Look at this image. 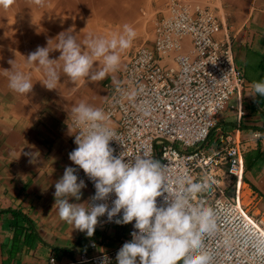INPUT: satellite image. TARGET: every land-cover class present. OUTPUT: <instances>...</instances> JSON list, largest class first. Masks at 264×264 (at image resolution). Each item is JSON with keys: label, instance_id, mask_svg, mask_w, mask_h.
<instances>
[{"label": "crops", "instance_id": "1", "mask_svg": "<svg viewBox=\"0 0 264 264\" xmlns=\"http://www.w3.org/2000/svg\"><path fill=\"white\" fill-rule=\"evenodd\" d=\"M162 1L130 0L123 9L118 6L121 19L116 21L114 13L106 16L104 10L100 15L106 17L99 15L97 21L89 24L86 11L82 13L85 20L80 21L68 13L69 8L77 7L74 0H35L34 7L22 6L11 14L4 0H0V264H48L52 255L66 263L76 260L81 253L116 254L128 241L131 223L109 225L99 218L94 235L87 237L61 221L53 207L54 182L63 175L65 166H73L68 153L76 145L73 136L67 134L66 108L84 101L104 109L117 92V84L120 86L136 49L151 46ZM210 6L222 26L216 38L228 32L233 40L235 64L243 72L251 73L245 76L249 89L243 91V115L239 118L238 112L230 109L220 113L212 132L235 133L246 146L240 197L249 212L259 217L264 215V97L253 99L249 94L251 83L264 78V0H210ZM125 23L134 28L136 37L120 54L117 71L103 81L93 83L85 79L73 84L61 73L58 89L49 90L39 82L42 72L28 65L23 56L69 28L83 42L91 36L118 33ZM58 56V51L50 53V58ZM15 57L16 68L34 83L31 94H19L8 87L3 68H10L8 61ZM67 123L71 125V120ZM257 133L262 134L261 138L254 137ZM34 151L40 153V159L31 163V156L25 153ZM86 184L80 202L92 195ZM71 202L76 201L73 198ZM91 243H95L94 248Z\"/></svg>", "mask_w": 264, "mask_h": 264}, {"label": "built area", "instance_id": "2", "mask_svg": "<svg viewBox=\"0 0 264 264\" xmlns=\"http://www.w3.org/2000/svg\"><path fill=\"white\" fill-rule=\"evenodd\" d=\"M221 27L210 0L162 1L151 46L136 49L119 86L138 94L130 100L117 90L104 107L121 143L110 145L116 155L125 151L129 157L146 153L158 159L170 191L176 190L182 172L194 178L211 176L214 182L192 200L203 198L212 205L219 201L223 207L216 232L205 239L213 264H264V215L253 216L240 197L246 146L235 133L209 140L220 113L230 109L239 118L243 115L245 78L235 64L231 36L226 32L216 38ZM77 175L93 194V183L82 169ZM157 201L160 205L163 198ZM130 228L128 240L132 224ZM104 256L115 264L114 252L81 253L66 263L52 255L48 264H100Z\"/></svg>", "mask_w": 264, "mask_h": 264}, {"label": "clouds", "instance_id": "3", "mask_svg": "<svg viewBox=\"0 0 264 264\" xmlns=\"http://www.w3.org/2000/svg\"><path fill=\"white\" fill-rule=\"evenodd\" d=\"M135 37L136 31L127 23L118 33L91 36L83 42L69 28L23 56L28 65L42 72L39 82L49 90L58 89L61 73L73 84L85 79L95 83L117 71L120 54ZM53 51L59 52L57 58H50ZM15 61L16 57L10 59L11 67L3 68L8 87L19 94H31L34 83L16 68ZM117 90L130 100L138 94L137 90H126L118 84ZM249 96L264 97V78L251 83ZM66 110L67 134L73 136L76 145L68 157L75 167L65 166L63 175L54 182L53 207L59 219L87 237L94 235L100 217L106 216L107 222L118 225L132 223L131 239L118 249L116 264H213V253L205 239L216 232L223 207L219 201L212 205L203 198L192 200L193 194L214 182L212 177L194 178L182 172L176 190L170 191L166 169L158 159L146 153L131 157L125 151L114 154L110 142H119V138L103 108L81 101ZM69 119L71 125L67 123ZM25 155L31 156V163L40 159L38 151ZM80 169L95 189L83 202L82 189L87 184L77 175ZM158 197L163 198L160 205ZM73 198L76 202H71ZM100 264L111 261L104 256Z\"/></svg>", "mask_w": 264, "mask_h": 264}, {"label": "rangeland", "instance_id": "4", "mask_svg": "<svg viewBox=\"0 0 264 264\" xmlns=\"http://www.w3.org/2000/svg\"><path fill=\"white\" fill-rule=\"evenodd\" d=\"M34 1L35 0H4L5 8H6V10H8V12L10 14L15 12V11H19V8L21 9L22 6L34 7L36 5L34 3ZM66 1H68V0H66ZM74 1L75 2L73 5H75V6L77 5V7L69 8L68 13H72L73 19L77 18L76 21L77 20L80 21V20H85L83 17V16H85V14L82 15V13L86 11V20L90 24V22L93 23V22L97 21L98 19H95V18H97V16H99L101 14L100 12L104 11V10H105L106 16L109 13H111V14L114 13L115 17H116V21L121 19V15L119 16V13H118V11H119L118 6H121V8L123 9L124 7H126V5L129 3L130 0H112V1L111 0H104V1H102V0H74ZM9 4H11V8L8 7ZM100 6H104V8H101ZM62 11L64 13H66L65 11H67V10L62 9ZM136 13L140 14L138 9H137ZM102 16L104 17L105 15L104 14L100 15L101 18H102ZM122 16H123V14H122ZM115 24H118V23L116 22ZM79 25L81 26V24H79ZM75 28H78V27L75 26ZM81 28L82 27H80V29ZM236 66H237V68L239 67L238 65H236ZM240 71L242 72L244 78H245V76H251V73H248L245 70L243 72L241 70V68H240ZM248 86H249V83H248V81L245 80V89L244 90L249 89ZM245 92L243 93V95L245 94ZM217 136H218L217 132H212L209 140L214 141Z\"/></svg>", "mask_w": 264, "mask_h": 264}, {"label": "water", "instance_id": "5", "mask_svg": "<svg viewBox=\"0 0 264 264\" xmlns=\"http://www.w3.org/2000/svg\"><path fill=\"white\" fill-rule=\"evenodd\" d=\"M223 134L221 133V135H218L217 137H216V139L214 140V142H216L217 141V139L219 138V137H221ZM132 224V223H131ZM131 227V226H130ZM131 229V228H130Z\"/></svg>", "mask_w": 264, "mask_h": 264}, {"label": "bare ground", "instance_id": "6", "mask_svg": "<svg viewBox=\"0 0 264 264\" xmlns=\"http://www.w3.org/2000/svg\"><path fill=\"white\" fill-rule=\"evenodd\" d=\"M111 1H112V0H111ZM127 12H128V11H127ZM131 12H132V11H131ZM42 28H43V27H42ZM51 34H52V33H51ZM51 34H50V35H51ZM41 35H42V34H41ZM43 35H44V34H43ZM52 35H53V34H52ZM54 35H55V34H54ZM56 35H57V34H56ZM81 38H82V37H81ZM83 39H84V38H83ZM81 41H82V40H81Z\"/></svg>", "mask_w": 264, "mask_h": 264}]
</instances>
